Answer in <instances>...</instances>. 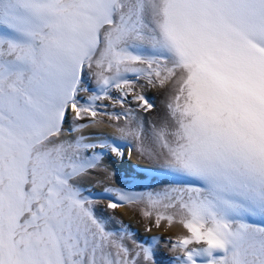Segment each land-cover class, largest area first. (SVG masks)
<instances>
[{
    "label": "bare ground",
    "instance_id": "1",
    "mask_svg": "<svg viewBox=\"0 0 264 264\" xmlns=\"http://www.w3.org/2000/svg\"><path fill=\"white\" fill-rule=\"evenodd\" d=\"M80 1L82 13L84 16L87 15L86 22L84 21L85 24H83L84 28H82L85 32L81 31L78 34L76 31H71L70 34L77 40L81 37V43L82 40L85 42L90 35V28L94 22V4L100 3L101 5L102 2L103 41L97 49L99 52L89 60L90 66L85 71L87 78L90 79L89 87L95 84L103 74L124 75V82L119 79H117L119 82L116 81L118 83L111 82L113 85L110 86V90L106 93L103 92L96 105L93 101L90 102L86 99L80 103L81 97L78 96L80 88L78 86L73 90L71 83L67 86L66 92L61 94V98L57 99L59 83L53 82V84L46 85L45 66L41 65L35 71L34 67H30L46 53L48 40H54L56 26L54 18L61 14L59 11L53 17V11L56 6L63 8L62 0H0V154H2L0 194H4L7 187L11 190L17 182L15 172L20 153L25 154L26 157L33 153L30 161L33 175L29 183L38 180L46 181L47 172L53 169V165L56 166L59 175L90 165L74 179L67 180V188L63 183L56 185L54 187L56 188L54 190L56 197L57 195H67L68 197L71 195L72 197L75 194L85 196L82 192L84 189L110 193L114 198H119V201L121 198L131 199L132 196H136V199L119 206L121 216L127 226L133 227L140 234L139 236L146 239L147 243L158 240L156 236L159 233H172L169 239L157 241L155 246L150 249L145 245L130 243L129 239L131 240L133 234L126 231L125 239L121 242L122 248L125 247L124 250L127 252L124 253V259L128 255L133 264H157L156 254L164 259L172 253L178 254V260L169 258V262L172 264H193L187 261L188 254L193 253L196 255L194 264H204L201 263V259L206 257L205 246L214 244L215 232L217 235L223 236L225 231H222L218 219L210 224L207 223L209 225L203 219H200L197 225H190L185 223V218L200 215L201 210H208L204 207L209 205L218 206L220 211L217 213L218 216L219 213L223 214L229 211L238 214L237 211L241 210H245L250 216L254 215V212H247L245 208H250V205H254L255 202V205L258 206L256 209L254 205L253 208L257 212H261L259 215L264 220V147L254 152L246 151L242 159L237 157L234 149L225 150L229 152L224 159L223 154L220 153H222V147L229 143L228 138H225L226 135L222 137V140L217 138V141L214 135L210 136L209 140L211 141L212 137V142L216 141L214 142L216 145L207 147V144L203 145V141L201 142V139L206 138L204 134L202 135L204 137L197 134L201 129L200 126L206 127L207 123L203 124L202 120H187L179 125H174L171 122L175 119L174 106L182 108L186 104L187 95L185 96L184 93L187 92L191 79H194V72L201 67L195 64L193 58H188L190 56L188 52L190 53L192 48L203 49L205 52L206 45H209L211 41L215 42L213 40H215L214 34L216 35L215 30L217 29H214L215 23L211 22L216 14L215 11H217H214L216 6L210 9L212 8L210 0ZM193 2H195L194 6ZM91 8L92 12L89 11ZM63 9L65 11V7ZM62 23L63 21L60 24L62 25ZM189 32L194 35L192 38L191 36L189 38ZM126 37L134 38L132 40L137 41L138 44L123 50V46L130 43V39H124L127 40L124 42L123 38ZM133 41L132 43H134ZM107 45L111 48L102 56V49ZM138 46L140 47L138 48ZM133 47L138 48L139 51ZM24 71L31 73L29 75L30 78L32 77V80L29 81V79L26 84L20 76ZM136 72L138 75L129 76L130 73L136 74ZM75 74L77 75V73ZM191 74H193L192 77ZM120 76L118 77L120 78ZM20 81L24 85H19ZM81 81L84 83V80ZM121 87L130 92L129 99H124L123 104H119L122 98L118 91H121ZM252 88L258 90L259 86L254 84ZM89 93L90 91H88V96ZM247 97L251 96L247 95ZM214 100L216 101V99ZM75 107H78L76 117L71 118ZM199 112L198 110L197 114ZM247 114L256 116L258 112L249 110ZM37 120H51L49 124L53 120H62L63 123L61 129L57 128V135L26 152L24 146L34 134L33 128ZM258 120L260 122L256 121L255 124L263 135L260 137L256 135V138L264 143V119ZM209 124L212 123L209 122ZM162 129L170 132L171 136L179 135L184 130L192 134V136L190 135L194 145L192 153L184 151L186 154H182V159H169V153L164 151L157 140V133ZM227 131L230 133L232 128ZM235 136L232 137L233 146L237 145L238 147L239 139L244 136L240 135V138L234 142ZM50 144H55L53 150H49L50 153L44 152L43 165L36 169L38 166L37 153L46 150L45 148L51 146ZM80 145L96 146L101 154L100 159L98 156L88 159V155L78 150ZM216 146H219V151L210 156L212 158L210 162L205 159V155L202 156V153H199L201 149L207 151L208 148ZM61 149L63 152L60 151ZM66 155L70 158L71 167L61 169L59 163L63 162L62 159L64 160ZM87 159L88 161L85 162ZM239 180L242 183L246 182L244 186L250 188L238 190ZM246 192H249V194L247 193L248 198L254 200H245L244 193ZM225 193L229 198L239 197L235 201L237 210L233 200L229 202L230 200L222 198ZM239 194L243 196L241 197ZM144 201L150 203L151 206L143 205ZM90 203L87 202L82 208L79 207L80 205L76 206L66 215L72 216V221L77 225L76 230H82L80 234L85 238L86 245L91 244V248L100 250L99 254L103 261L113 264L114 261L109 259L110 254L107 253L111 249L105 245L109 239L108 235L97 238L94 233L100 229L101 225H91L93 221L86 210L91 206ZM93 203L101 207V204L106 205L107 202L100 200ZM14 211L16 212V210ZM0 212L3 217V210ZM98 215L106 221V224H109L107 227L109 230L110 224L114 220H112L110 209H106L105 212L102 210ZM61 217L63 219V216ZM56 223L58 222L48 224L46 232L57 230L59 227ZM248 223L250 224V222ZM231 227L234 228L232 232L230 231L231 241L235 239L240 241L238 253L241 264H264V229H250L246 226V229L243 230L244 227L240 224ZM175 243L177 244L176 248ZM178 244H180V248H183L182 250Z\"/></svg>",
    "mask_w": 264,
    "mask_h": 264
},
{
    "label": "rangeland",
    "instance_id": "2",
    "mask_svg": "<svg viewBox=\"0 0 264 264\" xmlns=\"http://www.w3.org/2000/svg\"><path fill=\"white\" fill-rule=\"evenodd\" d=\"M80 2V0H62V5L63 8L65 7V11L62 6L55 7L53 11V17H55V15L59 11L61 16L56 15V17L54 18V22L56 25L54 32L55 36H53L54 40H48L49 44L46 47V53L43 54L40 59H37L34 65L30 64V67H34L35 71L38 70L41 65L45 66L46 74L44 76V80L46 82V85L48 86L50 85V83L53 84V82L59 83V90L57 92L58 96L56 95L57 99L61 98V94L66 92L67 86L71 83L73 90L76 87L78 88V86L80 88V91H78V96L79 98L81 97L80 103L83 99H86L87 101L90 100V102L93 101V103L96 105L100 101L103 92L106 93V91L108 92V90H110V86L113 85L112 83H118L119 80H122L124 82V75L122 74V76H120L112 74L111 76L109 74H103L101 75L100 79L96 81L95 84L90 86L93 89L89 87L90 79L87 78L85 71L90 66L89 60H91L99 52L97 49L103 41V20H101L102 2L101 5L100 3L94 4V22L92 21L93 24L92 28H90V35L88 39H86L85 42L82 40V43L80 42L81 37L77 40L74 38V36H71L70 34L71 31H76L78 34L81 31L85 32V30L82 28H84L83 24H85L86 22L87 15L85 14L84 16V14L82 13ZM194 3L195 2L192 3L193 6ZM210 3V7H212L210 9H213L216 6L214 8V11L217 10L215 11L216 14L212 19L213 21L211 22L215 23H213L215 25L214 29H217L215 30L216 35L214 34L215 40H213L215 42L212 43L211 41L209 45H206V47L204 48L205 52L203 49L199 48H192L190 50V53L188 52V54L190 55L188 56V58H193L195 64L201 66V69H196V71L194 72V79H191V83L190 85H188L187 88L188 90L184 93L185 96L187 95L186 104L183 106L181 105L182 108L177 105L174 106L175 119H173L171 122H173L174 125H179L180 123H183L187 120H202L204 122L203 124L207 123V125L209 124V122L212 123L208 126L206 125V127L204 125L200 126L201 129L198 130L199 132H197V134L199 133L201 134V136L204 134V136L208 138V140L210 139V136L214 135L216 141L217 138L222 140V137L226 135L225 138H228L229 143H226L227 145L222 147V153H219L223 154V158L225 159L227 156V152H229L225 150L234 149L237 157L242 159L245 156L246 151L250 150V152H254L258 151L261 148L263 149L264 147V143H261L256 138V135H259L260 137L263 135V133L259 129V127H257V124H255L256 121L260 122V120L258 119H264V88L261 89L262 87H264V0H210ZM92 10L93 9L91 8L89 11L92 12ZM62 21L63 23L61 25L60 23ZM74 24L77 26H75ZM78 24L81 27H79ZM188 35L189 38L190 36L191 38L194 36L190 32ZM124 39H130V43L124 45L123 50L126 48H131V46L134 44H138L137 41L134 42L132 40L134 39L132 37H126L123 38V40ZM132 41L134 43H132ZM124 42H127V40H124ZM119 46L121 47V44ZM139 47L140 46H138V48ZM110 48L111 47L109 45L105 46L102 49L101 55L103 56V54ZM138 48L133 47V49L139 51ZM27 71H24V73L22 72V74H20L24 84L32 80V77L30 78L29 75L31 73H28ZM75 73H77V75ZM134 75H138V72H136V74H129V76ZM118 76H120V78ZM190 76L192 77L193 74H191ZM81 80H84V83ZM19 83V85L21 86L24 85L23 83H21V81ZM254 84L259 86L258 90L253 88L251 89ZM248 89L250 90L248 91ZM88 91H90L89 96ZM118 93L121 95L122 98L119 104H123L124 99H129L130 92L126 89L122 88L121 91H118ZM252 93L255 94L253 95ZM247 95L251 97H247ZM53 96L55 98V95ZM214 99H216V101ZM255 102L257 103V105L255 104ZM261 103L262 105H260ZM252 107L254 109L256 108V110H252ZM77 108L78 107H75V111L73 112L71 118L76 117ZM198 110L200 112L202 111L203 113L199 112V114H197ZM249 110L250 112L257 111L259 117L256 118V116L258 115L255 116L254 114H251L254 116H250V114H247ZM200 115L201 117H199ZM252 117H254V120L252 119ZM50 121L51 120H37L35 122V126L33 128L34 134L28 139L24 146V150L26 152L31 151V149H34L35 146L44 142L50 137L57 135V128L61 129L63 122L62 120H53V122L49 124ZM100 122L104 123L102 121ZM204 127L205 130L206 128L208 129L205 131ZM231 128L232 131L229 133V131L227 130H231ZM167 132L168 131L166 129L159 130V132L157 133V140L159 141V144L160 146H162L164 151L169 153V159H182V154H186L184 151L191 152L194 150V145L192 143L193 141L191 137L192 134H190L188 131L184 130L179 135L175 133L176 135L173 136H171L172 134L170 132ZM239 134L244 137L242 139H239L240 143L238 147L237 145L233 146L232 137L235 135L237 136L234 137L235 142L236 139L240 138ZM206 138H204V140H206ZM122 139L123 141H125L124 138ZM204 140L201 139V142L203 141V145L207 144V147H209V145H212L213 147L214 142H216H212V137L211 141L206 140L204 142ZM54 145L55 144L47 146L45 148L46 150L37 153L38 166L36 167V169L42 167L43 162L45 160L44 154L50 153L51 151L49 150H53ZM212 147L208 148L207 151L201 149L199 152L200 154L202 153V156L205 155V159L207 161L209 160V162L210 160H212L210 156H213V154H216L219 151V146H216L214 148ZM78 150L82 151L83 154L88 155V159L94 158V156L95 158H97V156L98 158L101 157V154L99 153L98 148L96 146L88 147L80 145L78 147ZM60 151L63 152V149H61ZM198 151L196 150V152ZM239 151L241 152L239 153ZM1 155L2 154H0V161ZM32 157L33 153L30 154L28 157H26L25 154L20 153L19 163L15 172V175H17V182L15 181L16 183L13 185L11 190L9 189V187H7L4 190V194H0L2 195L0 197V200H2V202H0V210H3L4 212L3 217H1L0 215V264H107V262L105 263L102 257L100 256V250L91 248V244V246L89 244L86 245L85 238L83 237V235L81 236L80 234L82 230H76L77 225L72 221V216L66 215L67 212H69L76 206L80 205L79 207H84L87 202H91V206L86 208L87 213H89L88 215H90V218L93 221L91 225H101L100 229L94 232L95 235L97 236V238L100 236L107 237V235L109 237L108 241L105 242V245H108V247L111 249V251L107 253L110 254L109 259H111V261H114L113 264H133V262L130 261L128 255L126 259H124V253L126 251L124 250L125 247L122 248L121 242H123L125 239L124 234L126 231H129V233L133 234L131 240L129 239L130 243H136L140 246L145 245L146 248L150 249L155 246L157 241H164V239L166 240L171 237L172 233H159V235L156 236L158 237V240H152V242L148 241L147 243L146 239L139 236L140 234H138L136 230L133 229V227L127 226L126 221H124V218L121 216L119 206L121 204L128 203L130 200L136 199V196H132L131 199L121 198L119 201V198H114V196L110 193L98 191L96 192L93 191V189H84V191L82 192L85 196L75 194L76 196L72 195V197L71 195L69 197L67 195H57L56 197V194H54V190L56 189L54 187L56 185H60L63 183L64 187L66 186L67 188V182L70 179H74L76 175H78L80 172L85 171V169L89 168L90 165L88 167L85 166L86 168H78V170L73 172L69 170L66 173H62V175L57 174V168L55 165H53V169L47 172L46 181L38 180L34 181L33 183H29L33 175V171L30 168V161ZM88 159L85 162H87ZM62 161L64 162H62L63 164L59 163L61 164V169L71 167L70 158L68 155L64 156V160L62 159ZM244 183L239 180L237 184V189L243 190L245 188H250L249 186L245 187L244 185H246V182ZM247 193L249 194V192L244 193L245 200H254L248 198ZM239 196L242 197L243 195L239 194ZM222 198L227 201L230 200L229 202L233 200L232 202L234 203L235 208L237 210V204L235 201H237L239 197H230V199L225 193L223 194ZM100 200H104L109 203H106V205L101 204V207L93 203L94 201ZM142 204L151 206L150 203L145 201L144 203L142 202ZM255 204L256 203L254 202V205ZM254 205H250V208L248 207L245 209H247V212H254L253 214H256L255 216L247 215L248 213H246L245 210L237 211L239 212L238 214H234V211L224 212L223 214L219 213L220 215L218 216L217 213L220 212L218 210V206L209 205L204 207L208 210H201V212L199 213L200 215L194 216L192 218L188 217L187 219L183 218L185 220V223H189L190 225L199 224L200 219H203L206 224H210V222L216 221L218 219L222 231H225L223 236L219 234L217 235V232H215L213 236L214 244L205 246L204 252L206 253V257H204L203 260L201 259V263L241 264L239 258L240 254L238 253L240 249V241L236 239V241H231L230 231L232 232L234 230V228H232L231 226L235 224H240L243 225V230L246 229V226L250 229H264V220L261 219V216L259 215L261 214V212H257L253 208ZM106 209H110V211L112 212V220L114 219L112 221V224H110L111 227L109 228V230H107L109 224H106V221H104L98 215L100 211L103 210V212H105ZM14 210H16V212ZM61 216H63V219ZM55 221L58 222L56 224L59 228L57 230L54 229L50 233L46 232V226H48V224L52 222L54 223ZM248 222H250V224ZM82 237L84 238V240ZM179 245L180 244H178V247L180 248ZM176 247L177 244L175 243V248ZM182 249L183 248H180V250ZM168 255V258L163 259L156 254V260L158 259L156 263L172 264L171 262H169V258H174L178 260V254L171 253ZM195 256L196 255L192 253L188 254V258L186 256L185 258H187V261L192 262L194 264Z\"/></svg>",
    "mask_w": 264,
    "mask_h": 264
}]
</instances>
